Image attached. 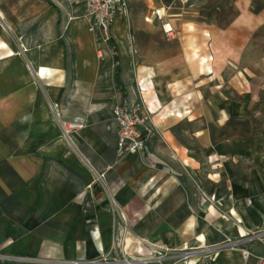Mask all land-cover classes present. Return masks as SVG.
I'll use <instances>...</instances> for the list:
<instances>
[{
  "label": "crops",
  "instance_id": "0c3cea01",
  "mask_svg": "<svg viewBox=\"0 0 264 264\" xmlns=\"http://www.w3.org/2000/svg\"><path fill=\"white\" fill-rule=\"evenodd\" d=\"M125 2L104 41L85 0H0V119L19 124L0 126V264L96 258L119 223L133 249L264 231V0ZM115 106L143 118L139 153L117 155ZM198 187L236 217L206 224ZM236 245L214 264L264 255V235Z\"/></svg>",
  "mask_w": 264,
  "mask_h": 264
},
{
  "label": "rangeland",
  "instance_id": "374dc122",
  "mask_svg": "<svg viewBox=\"0 0 264 264\" xmlns=\"http://www.w3.org/2000/svg\"><path fill=\"white\" fill-rule=\"evenodd\" d=\"M2 26L3 23L0 22ZM4 43L0 42V49L4 47ZM11 55V54H9ZM8 55V56H9ZM25 71L21 70L20 63L14 62L9 68V73L6 76V79L12 76V79L15 82H18L20 78H24L26 74H28L29 81L33 84L32 89L33 93L31 95H36L38 91L41 90L40 86H38V82L36 79L35 72L31 67H25ZM3 72V71H0ZM3 76H0V82ZM31 79L33 81H31ZM12 80V81H13ZM20 86H14L12 88V94L16 95L20 93ZM5 91V87H0V95H3ZM8 93V92H7ZM10 93V91H9ZM31 93V91H29ZM9 103H5L3 101L0 102V110H4ZM45 106L50 111L51 106L54 107V104L46 103ZM26 115V114H24ZM29 116V114H28ZM53 120V119H52ZM7 122V123H6ZM10 127L9 131H11V127L15 129V126H19L17 122L10 121V119H0V126L4 127V125ZM21 125V124H20ZM65 129H68L64 126ZM22 131L18 130L16 132V138H21L22 135H19ZM33 132L32 134H35ZM66 134H64L65 136ZM67 136V135H66ZM198 191L200 194V203L203 206L204 212L201 219L204 220L206 224H212L213 220L216 218H221L225 220H229V217L233 215L232 210H226L223 206L222 200L215 198L212 194H206L200 187H198ZM248 202V198H246ZM109 211L111 214L112 222H114V218H117L116 215V207L115 204H112V199L109 198ZM232 215V216H231ZM233 217H236L235 215ZM118 219V218H117ZM119 221V219L117 220ZM117 227V228H116ZM264 235V231H259L255 233H245L239 236L238 238H228L225 237L224 239L214 243V244H206L203 240H199L197 245L195 246H186L176 249L165 248L162 246L157 245L156 243L152 242H142L139 248L133 249L131 248V243L128 239L130 234H128V230L124 224L119 223L112 226L111 231V244L108 247L107 251L101 253L96 258H92L89 260H79L73 259L68 260L69 264H214L215 257L217 253L221 250H228L238 247L236 244L239 242L244 241L246 238L249 239H260ZM241 248L240 250H242ZM140 259V260H139ZM104 260V261H101Z\"/></svg>",
  "mask_w": 264,
  "mask_h": 264
},
{
  "label": "built area",
  "instance_id": "2783aa9c",
  "mask_svg": "<svg viewBox=\"0 0 264 264\" xmlns=\"http://www.w3.org/2000/svg\"><path fill=\"white\" fill-rule=\"evenodd\" d=\"M125 0H85V12L93 21L90 30L97 29L104 41L110 38V26L116 13L120 10L126 12ZM166 33L171 32V28L164 29ZM113 115L117 122L116 152L118 156L139 153L143 148L144 138L143 118L137 110H128L122 106H115ZM68 129L82 127V123L69 122L65 125ZM69 130H65L67 133ZM112 204L114 202L112 201ZM241 255L247 259L250 255L246 249L241 250ZM104 261V260H101ZM256 264H264V255L259 256Z\"/></svg>",
  "mask_w": 264,
  "mask_h": 264
},
{
  "label": "trees",
  "instance_id": "16d2710c",
  "mask_svg": "<svg viewBox=\"0 0 264 264\" xmlns=\"http://www.w3.org/2000/svg\"><path fill=\"white\" fill-rule=\"evenodd\" d=\"M173 0H162V2L166 5L170 4Z\"/></svg>",
  "mask_w": 264,
  "mask_h": 264
},
{
  "label": "bare ground",
  "instance_id": "6f19581e",
  "mask_svg": "<svg viewBox=\"0 0 264 264\" xmlns=\"http://www.w3.org/2000/svg\"><path fill=\"white\" fill-rule=\"evenodd\" d=\"M167 28H170L169 26H167ZM140 260V259H139Z\"/></svg>",
  "mask_w": 264,
  "mask_h": 264
}]
</instances>
